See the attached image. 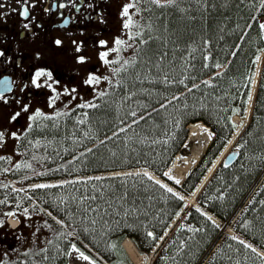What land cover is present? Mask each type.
Here are the masks:
<instances>
[{
    "label": "trees",
    "instance_id": "trees-1",
    "mask_svg": "<svg viewBox=\"0 0 264 264\" xmlns=\"http://www.w3.org/2000/svg\"><path fill=\"white\" fill-rule=\"evenodd\" d=\"M160 5L165 6L137 0L130 12L134 32L122 37L131 53L120 58L119 48L108 67L113 77L106 79L107 91L84 106L36 116L21 135L29 167L43 170L39 178L139 166L161 174L186 141L187 125L203 121L215 138L183 189L199 183L237 128L234 115L245 112L255 58L264 48L259 21L264 0H160ZM235 150L236 159L227 167L222 162L198 195L199 204L222 224L187 208L153 264H264L240 240L264 250V62L252 115ZM33 195L62 225L40 210L28 211L15 229L0 225V257H8L0 264H67L72 245L84 250L83 243L112 264H132L122 240L129 236L139 251H150L184 206L141 173L38 188ZM230 224L233 235L226 232ZM19 232L26 250L16 251Z\"/></svg>",
    "mask_w": 264,
    "mask_h": 264
},
{
    "label": "flooded vegetation",
    "instance_id": "flooded-vegetation-1",
    "mask_svg": "<svg viewBox=\"0 0 264 264\" xmlns=\"http://www.w3.org/2000/svg\"><path fill=\"white\" fill-rule=\"evenodd\" d=\"M120 2L0 0V151L35 112H49L52 99L75 102L84 94L88 74L99 72L89 52L99 50L86 43L99 45L105 34L115 41Z\"/></svg>",
    "mask_w": 264,
    "mask_h": 264
},
{
    "label": "rangeland",
    "instance_id": "rangeland-1",
    "mask_svg": "<svg viewBox=\"0 0 264 264\" xmlns=\"http://www.w3.org/2000/svg\"><path fill=\"white\" fill-rule=\"evenodd\" d=\"M128 5H131L132 6V10H134L133 8H135L137 6V0H121L119 5L116 4L114 6V8H116L119 11V16H118L119 22H118L117 26L119 27V29H120L119 31H121V32H119L117 34V39H120V40H122L121 35L125 34L124 33L125 29H123V25L125 24V21L127 19V17L122 15V13H123V10H124L125 6H128ZM128 9H130V7ZM260 22H261V25H264V16L260 17ZM130 26H131V24H130ZM130 26L126 29L127 36H128V33L131 30ZM263 35H264V28H263ZM102 40L104 42H107V41L110 42L111 41L110 36H108V34H105L104 37L102 38ZM84 41H86V38H84ZM122 41H124V44H122L121 52H120V49H118V46H121V45H118V46H115V45L104 46V49H105L104 53L106 52L107 54L110 55V56L108 55L109 58L111 57L109 60H107L108 62L113 57L111 53H113L116 56L115 52H120V58L123 57V56L128 55L129 53H131V51H130L131 48H132L131 45L129 47V45L126 43V39L122 40ZM94 43L96 44L95 45V49L96 50L98 49L99 53L97 54V56H95L94 50H93V52L89 51L91 53V55L93 56L92 60H96V59L97 60H101L100 59V55L103 52H102V49L100 48V45H98V43H96L93 40L92 41H87L86 44H87V46H89V45H93ZM113 49H118V50L114 51ZM261 54L257 58L256 69H255V74L254 75L259 73V71L261 69V64H262V60H263V57H264V55L262 57H260ZM105 58H107V57H105ZM110 69L111 68L104 69V71H103L104 77L101 78V80L99 82L94 84V88H95L94 91H98V92H101V93L97 94V95H94V93H91L89 96H85V98H87V100L94 99V98L100 96L102 93H104L105 91H107L109 89L108 82L106 81V79L108 78L111 81V79L113 77L112 76V72H111ZM221 69L222 68H220V70ZM253 82H254V78H253ZM86 105H87V103H86ZM251 114H252V107L250 106L247 109V111H246V113L244 115L236 116V121H237V123L239 125V130H238L237 133H235V134H237V136L239 134V131L242 129L243 125L247 122V120H250ZM3 115H5V111L4 110H2V116L0 115V120L1 121L4 120ZM202 125H203V123L200 126H202ZM190 132H191V129H190ZM197 135H198L197 139H195V138L194 139L187 138V140L183 144L180 152L177 153V155L175 156V159H174L172 165L164 172L165 176L163 174H161V181L165 185L170 187L173 191L177 192L178 194H180L179 193L180 189H178L179 186L175 182H180V183L182 182V180L180 181L176 176L178 174L177 171L180 170V165L182 166V165L185 164L184 156L189 153V151L192 149L193 146H195L196 143L198 144L201 141V136H204V135L208 136L209 135L208 137L211 136V138L213 136L210 128L206 127L205 125L200 127V130H199V132H197ZM12 136L13 135L10 134V137L8 138V140H9L8 144H9V149L10 150L11 149H15V146H16V140L12 139ZM236 138L237 137L234 138L233 143H234ZM228 149L229 150H233V147L228 148ZM228 149L226 150V152L229 151ZM223 158H224V156H223ZM12 159H13V156L9 155L8 160L10 161ZM33 161H34V158L32 159V162ZM4 162L7 163V159H4ZM16 171H18V172L20 171L21 172L22 178L21 179H18V178L16 179L15 178L16 179V181H15V180L11 179L10 176H12L11 173H15ZM42 171L43 170L41 169V167L40 168L37 167L36 169H33V167H29V157H28L27 154H23V153H21L19 159L16 160L13 163V165H12V167H11V169L9 171H6V169H0V207L4 206L3 209H0V225L5 226L6 220L4 221V219L8 216V214H10L11 212H20V211L23 210L24 207L27 206V204L29 202H31V201L34 202L35 201L34 198L32 197L33 191H34L35 188H30V187L25 188L26 187V185L24 186L25 183H21V182H23V179H25L27 177H30L32 175H34V176L41 175L43 173ZM80 177H85V176L84 175H80L79 178ZM93 177H95V176H93ZM12 178H14V177H12ZM29 206H31V204L28 205L27 208ZM31 210L36 211V213L38 215H39V213L41 211L40 208L38 206H36V205L32 206ZM48 217H49L50 220L51 219L53 220L52 217H50V216H48ZM11 219H12L13 222L15 221L13 218H11ZM19 237H20V243L18 244V247H17L16 251H18L19 249L26 250L25 248H27V246L23 242V240L21 239V232H19ZM39 239H40V235H38V237L36 238L35 241L38 243V242H40ZM30 246L33 247L32 244H30ZM136 250H137V248H136ZM137 252H138V250H137ZM137 254H138V258H140V257L144 258V259H142V263L146 262V264H148L147 263L148 262V260H147L148 256H145V255H143L142 253H139V252ZM141 255H143V256H141ZM91 262H92L91 260H84L82 258H79V253L71 250L70 256H69V264H91Z\"/></svg>",
    "mask_w": 264,
    "mask_h": 264
},
{
    "label": "bare ground",
    "instance_id": "bare-ground-1",
    "mask_svg": "<svg viewBox=\"0 0 264 264\" xmlns=\"http://www.w3.org/2000/svg\"><path fill=\"white\" fill-rule=\"evenodd\" d=\"M201 124H202L201 122H193V123L190 124V126H189L190 129H191L190 139H194V138L197 139L198 138L197 132H199L200 127H201L200 126ZM208 136H205V135L204 136H201V141L198 144L196 143L195 146H193L192 149L189 151V153L184 156L185 164L182 165V166L180 165V170L177 171L178 174L176 176L180 181L183 180L187 176V174L189 173V170L192 167V158L199 157L200 154L202 153L203 149L205 148L206 144L209 143L211 137H208ZM234 137H236V134H233V138ZM230 144H231V141H230V143L228 145H230ZM228 147L229 146H227L225 148L224 152L228 149ZM222 155L223 154H221L217 158V160L214 162V164L210 167V169L208 170L206 176L204 177V179L202 180V182L199 184V186L193 192H191L190 194H185L183 196L184 199L186 200V202L187 203L189 202L188 204H191V203L195 202L198 189H200V187L202 186L203 182L211 175V173L213 172V170L217 166V163L220 161ZM146 168L147 167H141V170H143L144 173H147L150 177L161 181V178H159L155 173H153L152 171H150V170H148ZM136 169L138 170L139 168H136ZM113 173H116V172H113ZM117 173H120V172H117ZM176 183L181 184L180 182H176ZM45 184L46 183L41 182V181H33L27 187H36L38 185H45ZM206 213H208V212H206ZM208 214L212 218H214L215 220H217L216 216H213L210 213H208ZM229 231L232 232V228H229ZM123 246L127 250V252L129 253V255L135 259V261L137 262V264H144V263H142V259L143 258L142 257L138 258V254H137L138 252L136 250V246H135L134 242L130 238H125V240L123 241ZM141 256H143V255H141ZM150 259H151V257H150Z\"/></svg>",
    "mask_w": 264,
    "mask_h": 264
},
{
    "label": "snow or ice",
    "instance_id": "snow-or-ice-1",
    "mask_svg": "<svg viewBox=\"0 0 264 264\" xmlns=\"http://www.w3.org/2000/svg\"><path fill=\"white\" fill-rule=\"evenodd\" d=\"M153 3H156L158 6H165V5H160V0H152ZM168 3H171L172 0H167ZM131 7V5H128V6H125L124 10H123V13L122 15L124 16H127L128 15V8ZM23 15H27V10L25 9L24 12L22 13ZM130 23L131 21L129 20L128 22L125 23L124 27L125 28H128L130 26ZM262 28H264V25H261ZM57 43H59V41H57ZM103 43V42H101ZM115 43L117 45H122L124 44V41L120 40V39H117L115 41ZM114 51H117L118 49H113ZM108 54L105 52V53H101V58L104 59ZM105 62L107 63L108 61L105 60ZM42 73H37V76L41 75ZM94 78L93 77H90L89 78V83L92 82ZM84 106V105H82ZM90 106H94V105H90ZM37 115H40V113L38 112ZM133 115H135V113H133ZM2 135V134H0ZM227 163H225V167H227ZM37 187H46V185H38ZM168 191H171V189H168ZM149 236H152L153 234L151 232L148 233ZM233 239H235V237H233ZM242 243V242H241ZM246 247H250V245H247ZM72 250L75 251V252H78L79 253V258H82L84 260H89L90 258L88 256H86L83 252H80L79 249L76 248V246L73 244L72 245ZM253 251H255V249H253ZM91 264H95V262H91Z\"/></svg>",
    "mask_w": 264,
    "mask_h": 264
},
{
    "label": "water",
    "instance_id": "water-1",
    "mask_svg": "<svg viewBox=\"0 0 264 264\" xmlns=\"http://www.w3.org/2000/svg\"><path fill=\"white\" fill-rule=\"evenodd\" d=\"M236 154H237V153H236L235 151H231V152L227 155V157H226V159H225V162H226V163H231V162L235 159ZM192 162H193L194 164H197V163H198V158H197V157L192 158Z\"/></svg>",
    "mask_w": 264,
    "mask_h": 264
}]
</instances>
